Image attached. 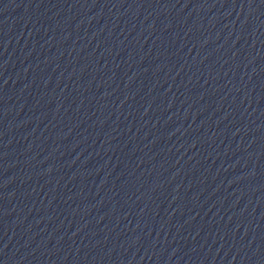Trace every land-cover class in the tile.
Masks as SVG:
<instances>
[{
    "label": "water",
    "instance_id": "obj_1",
    "mask_svg": "<svg viewBox=\"0 0 264 264\" xmlns=\"http://www.w3.org/2000/svg\"><path fill=\"white\" fill-rule=\"evenodd\" d=\"M0 264H264V0H0Z\"/></svg>",
    "mask_w": 264,
    "mask_h": 264
}]
</instances>
